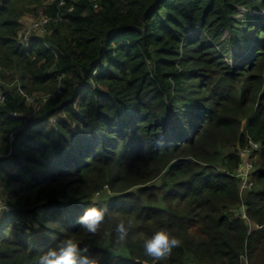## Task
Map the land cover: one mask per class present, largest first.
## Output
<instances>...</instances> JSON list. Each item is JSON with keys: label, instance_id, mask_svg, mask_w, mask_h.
<instances>
[{"label": "trees", "instance_id": "trees-1", "mask_svg": "<svg viewBox=\"0 0 264 264\" xmlns=\"http://www.w3.org/2000/svg\"><path fill=\"white\" fill-rule=\"evenodd\" d=\"M39 12L62 19L22 45ZM1 93L0 264L68 235L102 264H154L142 237L159 228L181 240L159 264H264V0H0ZM94 200L92 236L77 221Z\"/></svg>", "mask_w": 264, "mask_h": 264}, {"label": "clouds", "instance_id": "clouds-1", "mask_svg": "<svg viewBox=\"0 0 264 264\" xmlns=\"http://www.w3.org/2000/svg\"><path fill=\"white\" fill-rule=\"evenodd\" d=\"M108 190V186H104ZM107 209L97 206L94 200L79 217L78 223L88 234L95 236L105 222ZM130 226L123 222L116 225V238L114 245L108 249L110 255H116L119 247L127 243ZM181 240L174 236L169 229L159 228L151 236L142 237L144 254L154 264L166 260L175 248L180 247ZM36 264H102L100 254L90 253L88 248H81L80 243L68 235L60 240L54 247L37 254Z\"/></svg>", "mask_w": 264, "mask_h": 264}, {"label": "built area", "instance_id": "built-area-1", "mask_svg": "<svg viewBox=\"0 0 264 264\" xmlns=\"http://www.w3.org/2000/svg\"><path fill=\"white\" fill-rule=\"evenodd\" d=\"M50 1H58V6H64L66 4V0H50ZM73 7H70L69 10H72ZM244 8V7H243ZM246 9V8H245ZM241 10V9H240ZM246 11V10H245ZM244 11V12H245ZM62 19L60 15L51 16V15H42L38 19H34L25 29L23 33H19V42L22 45H26L32 36L43 37L44 35L49 33V24L54 20ZM28 100L31 101L30 96H27ZM5 101V95L3 93L0 94V103ZM17 115V113H15ZM261 143L256 142L252 139H249L248 145L240 150L241 160L239 163V167L237 170V175L240 178L241 185V194L242 197L254 186V182L252 181V174L255 169V160L254 157L259 150V146ZM242 216L245 215L244 205L241 208ZM242 264H248L247 259H242Z\"/></svg>", "mask_w": 264, "mask_h": 264}, {"label": "rangeland", "instance_id": "rangeland-1", "mask_svg": "<svg viewBox=\"0 0 264 264\" xmlns=\"http://www.w3.org/2000/svg\"><path fill=\"white\" fill-rule=\"evenodd\" d=\"M241 10L239 11V16H241V15H243L245 12V8H240ZM42 13L41 12H39L38 14H33V13H25V14H23V16H22V19H21V22H22V29H21V31H20V33H23L24 31H25V29H26V27L34 20V19H38V18H40L42 15H41ZM249 32V36H251L252 35V30H249L248 31ZM229 35H230V33L229 32H227L226 33V38H228L229 37ZM49 98V96L48 95H44V94H35V95H33V97L31 98V104H33L34 105V107H38V105H39V101H46L47 99ZM261 149V145L259 146V150ZM259 150H258V152H259ZM257 152V153H258ZM256 153V155H255V157H254V160H255V162L257 161V159H258V154ZM111 196V194L110 193H108V192H103V193H99L95 198H96V200H100V201H107L108 199H109V197ZM243 199H244V195H243V197H242ZM243 259H246V257H243Z\"/></svg>", "mask_w": 264, "mask_h": 264}]
</instances>
